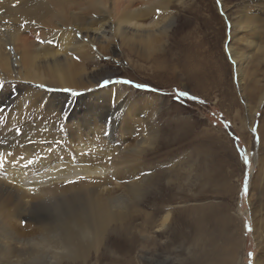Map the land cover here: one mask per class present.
Masks as SVG:
<instances>
[{"label":"bare ground","instance_id":"bare-ground-1","mask_svg":"<svg viewBox=\"0 0 264 264\" xmlns=\"http://www.w3.org/2000/svg\"><path fill=\"white\" fill-rule=\"evenodd\" d=\"M169 1L0 0V84L7 83L0 88V264H86L102 247L135 264V254L154 251L169 228L172 242L194 238L189 264H238V227L231 230V218L215 206L174 210L164 205L173 200L157 197L158 205L146 212L142 194L155 180L151 175L108 188L113 177H133L135 168L110 172L97 163V155L109 152L84 140L99 135L113 141L116 128L124 131L131 117L146 115L149 102L134 109L133 95L120 88L115 96L63 91L88 89L112 74L99 53L115 55L117 49L102 44L104 37L139 36L151 46L154 31L141 30L144 21ZM237 27L228 51L241 79ZM115 112L124 113L120 121L109 118ZM154 141L149 131L129 153ZM201 177L212 181L207 169ZM138 215L140 229L133 225ZM115 228L121 234L108 238Z\"/></svg>","mask_w":264,"mask_h":264},{"label":"rangeland","instance_id":"rangeland-1","mask_svg":"<svg viewBox=\"0 0 264 264\" xmlns=\"http://www.w3.org/2000/svg\"><path fill=\"white\" fill-rule=\"evenodd\" d=\"M167 6L140 28L154 31L153 46L147 47L139 36L132 40L121 35L104 37L102 44L117 49L115 55L99 53L112 74L88 89L63 91L70 94L71 90L75 96L112 91L115 96L120 88L131 92L134 109L149 102L146 115L131 117L127 126L123 124L124 131L118 126L113 141L99 135L84 140L109 152L112 157L97 155V163L110 172L135 168L133 177H113L114 184L108 188L151 175L155 180L142 194L141 208L146 212L158 205L153 203L157 197L173 200L164 205L174 210L215 206L217 213L229 215L231 230L238 227L242 239L238 264H264V0H170ZM235 25L239 31L234 46L243 59L241 79L228 51L229 33ZM122 80L149 87L117 83ZM177 91H187L203 103L187 98L177 102ZM122 116L123 112H115L109 118L117 117V122ZM97 125L103 129V121ZM149 131L155 141L141 153H129ZM206 169L210 183L201 177ZM143 220L142 215L135 217L134 228L140 229ZM120 234L115 228L107 236ZM160 238L154 251L135 254V264L191 262L196 245L192 236L172 242L169 228ZM86 264L134 263L102 247Z\"/></svg>","mask_w":264,"mask_h":264},{"label":"snow or ice","instance_id":"snow-or-ice-1","mask_svg":"<svg viewBox=\"0 0 264 264\" xmlns=\"http://www.w3.org/2000/svg\"><path fill=\"white\" fill-rule=\"evenodd\" d=\"M104 86H106L107 84L104 83V81L102 82ZM117 83H124V84H127V85H130L134 88H137V89H144V88H148L149 86L148 85H144V84H138V83H135L134 81H131V80H122V81H117ZM70 94L72 95L73 92H71V90H69ZM184 98H187L189 100H192V101H196V102H200V103H203L202 100H199L198 97L196 96H193L191 95L189 92L187 91H177L175 96H174V99L177 101V102H180L181 100H183ZM19 131V130H18ZM110 159V158H109ZM245 161V164L248 163V158L247 160H244ZM33 163L32 160H29L28 161V164H31ZM75 181H68V183H74Z\"/></svg>","mask_w":264,"mask_h":264}]
</instances>
